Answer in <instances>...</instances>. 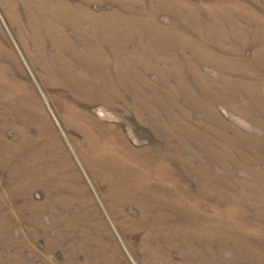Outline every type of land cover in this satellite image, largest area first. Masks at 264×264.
Masks as SVG:
<instances>
[{
  "label": "rangeland",
  "instance_id": "rangeland-1",
  "mask_svg": "<svg viewBox=\"0 0 264 264\" xmlns=\"http://www.w3.org/2000/svg\"><path fill=\"white\" fill-rule=\"evenodd\" d=\"M0 264H264V0H0Z\"/></svg>",
  "mask_w": 264,
  "mask_h": 264
}]
</instances>
